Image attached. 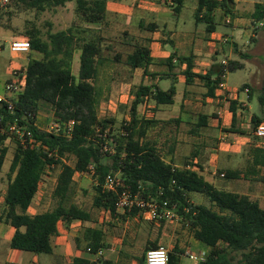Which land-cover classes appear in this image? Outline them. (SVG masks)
Segmentation results:
<instances>
[{
    "label": "trees",
    "instance_id": "trees-1",
    "mask_svg": "<svg viewBox=\"0 0 264 264\" xmlns=\"http://www.w3.org/2000/svg\"><path fill=\"white\" fill-rule=\"evenodd\" d=\"M74 1L80 24H73L66 30L50 31L45 37L39 31L31 33L27 39L30 51L26 54L32 51L42 58L30 56L22 77L11 80L18 87L12 99L0 101V174L9 153L5 143L11 136L17 140V149L9 168L10 182L0 209V220L16 230L11 247L36 254H51V239L58 234L60 221L69 225L76 220H91V214L73 202L76 193L73 178L76 173L92 175L97 183L94 207L104 208L117 217L118 193L103 187L105 178L112 174L120 175L123 183L118 192L127 190L144 199L161 203L168 201L176 208L179 223L193 232L198 241L211 248L206 259L199 264H264V208L260 202L249 195L218 189L192 168L172 165L162 156L157 144L148 139L149 132L159 123L154 119L155 109L148 108V105L150 102L156 107L173 104L177 94L176 76L167 90L157 82H143L146 78L155 81L160 76L149 71L154 59L148 44L137 43L125 60V64L133 70L144 69V78L137 89L132 90L134 100L129 121L124 123L121 133L115 137V144L109 142L106 129L112 121L98 116V108L104 97L99 82L106 62L102 54V39H95L91 35L92 29L86 28L87 25L106 21L107 0H18V3L43 14L65 8ZM162 1L175 4L176 12L181 10L183 3V0ZM232 2L199 0L196 22L207 23L208 32H212L214 10L230 9ZM251 18L255 23H264V3L256 4ZM78 51L80 67L75 74L73 66ZM235 53H238L237 47ZM238 55L243 60L251 57L243 53ZM115 58L118 60V56ZM175 60L187 65L183 73L186 85H192L199 78L208 87L206 96L215 97L216 89L224 81L223 65H213L202 75L193 72V57L181 58L173 53L165 60L171 70L176 67ZM244 68L245 64L234 60L229 61L227 71L235 73ZM159 80L164 78L160 77ZM246 87L243 85L241 89ZM248 99L252 100V93L248 94ZM260 101L264 105V100ZM141 105L146 106L143 116L139 113ZM44 106L50 107L53 118L63 125L58 134L38 128L37 120ZM237 110L238 102L234 101L231 103L234 128H237ZM261 120L260 116L254 115L253 126L256 127ZM71 122L74 125L69 131L67 125ZM207 125L208 116L201 114L193 130L197 133ZM254 152L255 165L264 167V149L257 148ZM67 160H73V163ZM55 169H59L53 193L55 206L44 213L30 215L28 209L41 184ZM222 174L230 180L240 178V173L236 171ZM192 193L204 195L211 205L192 203L189 199ZM126 213L142 220L137 210ZM84 239L87 248L93 252L104 245L102 230L88 228L84 231ZM172 262L173 257L169 253V264ZM76 264L113 263L104 259L97 262L76 259Z\"/></svg>",
    "mask_w": 264,
    "mask_h": 264
},
{
    "label": "rangeland",
    "instance_id": "rangeland-1",
    "mask_svg": "<svg viewBox=\"0 0 264 264\" xmlns=\"http://www.w3.org/2000/svg\"><path fill=\"white\" fill-rule=\"evenodd\" d=\"M120 1H124L119 2V4L123 6L131 5L129 0ZM242 1L248 2L249 4H252V2H264V0ZM137 5L141 8L147 7V10L158 9L157 5L150 6V4L144 1H137ZM194 6H196V0H188L184 8L188 10L192 9ZM76 7L77 4L74 1L69 3L65 8H57L43 14H38L35 10L29 9L23 4L18 3V0H0V95L2 97L8 100L12 99L13 94H8L5 86L18 76L22 77V73L29 62L30 56L39 59L42 58L40 54L33 53L32 51L28 55H12L9 51V43L18 39L27 41L29 35L33 32L39 31L41 36L45 37L50 31L57 32L66 30L72 27L73 24L75 26L80 24L81 21L76 15ZM134 11V9L130 11L132 14L131 16H128L129 12H127V16L111 14L108 24L101 31L103 35V41L101 42L105 45L104 48H102V54L106 62L101 72L99 82V85L104 90V97L98 108V116L100 119L112 121V123L108 124L106 133H108L109 142L113 145L115 144V137L121 133L124 123L129 121L131 117V99L129 98L128 92L132 89L136 90L144 78L142 77L141 70L135 72L125 64L127 55L134 50V46L136 45L135 38L132 37V35L144 37V32L140 29L137 19L134 17ZM224 18V23L227 26L222 25L218 27L217 40L220 42V40L228 38L231 42L234 41V43L238 45V52L240 49L241 53L251 56L250 59L243 60L246 65L244 69L235 73H228L226 80L230 91L239 90L244 84L247 86L244 91L246 92V89H249V92L252 93L251 101L248 99L247 94L243 93L241 95V98L245 100L244 103L248 104L247 107L242 105L238 106V109L242 111V116H245V118L240 117L242 119L240 124H245L244 128H242L241 125L240 128L233 129L229 127L231 119L229 113H226L227 115H225L223 119H216V113L221 109L220 107L222 105L218 106L216 103L206 102L204 99V86L199 80H197V83H193L194 86L189 87L186 85L183 78L178 86L181 93L187 90V97L183 100V106H181L182 97L179 96L175 106L163 108L164 110L161 111L162 113H158V116L161 117L164 122H162L156 130L154 129L149 132L148 139L151 141L154 140L159 146L160 153L167 156L169 154L170 143L176 141L177 146L179 138L182 141H187L188 137L194 135L191 133V130L195 132V130H193L195 124H187L184 122L176 123L171 120L180 119L181 116L186 117L188 115V117L191 119L193 118L194 121V119H198L199 115L203 113L208 115L211 120H214L212 126L207 125L201 129L202 136L208 139L207 145L213 149L221 147L223 150H220L219 153L223 152L224 155L231 152L227 161H233L234 165L245 169L246 166H248V157L250 154L252 155L254 151L247 143L248 139L253 137L254 126L251 120L252 115H259L262 118L261 122L264 121V105H262L260 101L261 99L264 100V27L260 26V23H255L253 20L247 23L241 22L240 15L235 13V11L234 15L231 16L230 14H226ZM228 20H230V23L227 22ZM86 25L87 24L83 25V27ZM86 28L88 27L86 26ZM223 36H225V38ZM88 37L92 39L90 35H88ZM223 44H226L225 47L230 48L229 42H223ZM163 52L164 49L162 45L159 44L157 46V53L163 54ZM79 55L80 52L78 51L73 66L75 74L78 73L80 67ZM117 56L118 60L115 58ZM218 58L219 60L224 58L229 61V56L227 57L225 51L224 53L221 52ZM234 58H238V53L236 55L234 53ZM207 60V62H204V59L203 61L198 60L201 63L198 64V69H205L204 67L210 63L211 58H207ZM143 82L149 84L152 80L148 78V80L144 79ZM169 85L170 84L166 82L161 83V86L165 89H167ZM184 101H186L185 104ZM153 105V103L152 105L149 104L148 108H153ZM225 105L222 107H225ZM139 113L141 116L146 113V107L144 105L139 107ZM39 116V125L42 127H47V125L51 123L50 120L54 119L52 111L48 106H44L41 109ZM167 121L170 123L167 124ZM222 125L225 126L222 127ZM232 130L238 133H234L233 136L230 133ZM242 132L247 133V135L242 134ZM5 144L9 149V153L4 165V169L6 168V170L3 179L0 181V194L8 184L7 175L17 149V140L14 136H11ZM186 147L185 144L180 145V151H187L188 149ZM225 149H229L227 150L228 152L224 151ZM68 162L73 163V160ZM58 170L59 169H55L54 172L51 173L50 179H46L42 186L44 201L49 209L55 206L53 193L56 187V181L54 178L57 176ZM262 175L261 183L250 184L248 181L250 177H247L248 174H246V177H242L240 181H237L236 189L241 192H247L250 187V191L254 196L262 195L264 197V171ZM116 176L120 178V175ZM216 177L217 179H215L217 181L215 186L227 190L225 187L231 185V180L228 179L227 176L220 177L219 172ZM74 181L76 183V193L73 197V202L82 209L90 212L92 219L99 222L100 226L103 225L107 230L112 229L110 223L103 216L104 208L98 209L93 205L96 195L95 185H97V183L94 181L92 175L86 174L77 176ZM189 199L198 204L206 206L211 205L208 199L202 194L192 193L189 195ZM262 205L264 206V199ZM171 224L179 225L176 221H171ZM144 249L143 245H140L137 254L141 256L145 252ZM186 261L189 260L186 259ZM51 262L52 264L59 263L56 257H54Z\"/></svg>",
    "mask_w": 264,
    "mask_h": 264
},
{
    "label": "crops",
    "instance_id": "crops-1",
    "mask_svg": "<svg viewBox=\"0 0 264 264\" xmlns=\"http://www.w3.org/2000/svg\"><path fill=\"white\" fill-rule=\"evenodd\" d=\"M129 1L131 2L130 6H123L119 4V2L124 1L107 0L108 16L106 21L102 24L87 25V27L92 29L91 35L95 39H102L103 35L101 34V31L108 24L109 16L111 14H116L118 16H127V12H129L128 16H131L132 14L130 11H132V9L135 10L134 17L137 19L140 29L144 32V37H136L133 35L132 37L135 38L136 44L138 43L139 45H149L151 49V56L154 59L153 64L149 67V71L151 73H158L160 75L155 81L150 78L152 80L151 83L157 82L162 89L167 90L170 87L171 82L173 78H175V76L178 80L176 84L177 94L174 98L173 104L160 105L156 107L153 102H150V105H152V103L154 104L153 108L156 111L154 119L159 121L158 125L154 128L155 130L162 122H164L162 118L158 116V113L164 110L163 108L175 106L178 102L179 96L182 97L181 106H183V100L185 97H187V90L181 93L178 87L183 78L184 80H186L183 73L186 70L187 65L185 63L180 64L177 60H175L174 64L176 67L171 70L165 63V60L168 59L173 53H176L177 57L181 58L191 56L193 57V72L202 75H205L212 68L213 65H222L223 62L229 63V61L238 60L241 63L245 64L243 62V59H241L239 55L238 58H234V48H236L238 45L235 44L234 41L231 42L228 38L222 39L219 42L217 40V30L219 26H227L224 23V17L226 16V14H230L232 16L234 15L235 11V13L240 15L241 22L247 23L248 21L253 20L251 17L255 11L256 4L264 3L252 2V4H249L248 2H243L242 0H233V2L230 4V9H215L213 13V19L211 20V25L214 27V30L212 32H208L207 23L196 22L195 13L198 7L199 0H196V6L188 10L184 8L185 3L188 0H183L182 7L179 12L175 11V4H165L162 3V0ZM137 1H144L150 4V6L157 5L158 9L147 10V7H138ZM151 25H154V27L150 28ZM223 37L225 38V36ZM223 42H229L230 48L225 47L226 44H223ZM159 44H161L164 49L163 54L157 53V46ZM104 46L105 45L103 44V42H101V47L104 48ZM224 51L226 52L227 57L229 56V61L224 58L222 60H219V54L221 52L224 53ZM238 53H241L240 49ZM236 54L237 53H235V55ZM207 58H211L210 63H208L204 67L205 69H198V64H201L198 60L203 61L204 59V62H207L209 60H207ZM137 70L142 71L143 77L144 69L137 68L134 71L136 72ZM160 77L164 78V80H159ZM146 80H148V78H146ZM197 80H199L204 86V99L207 103L213 102L214 104L216 103L218 106H223L226 104L225 107H220L221 109L217 111L215 118L223 119L224 116L227 115L226 113H229L231 115L229 127H232L234 129V126H232L233 113L231 111V103L237 101L238 106L242 105L244 107H247L248 104L244 103L245 100L241 98V95L245 93L248 96L250 92L246 93L244 91L245 89H237L235 91H230L227 86L226 76L225 86L223 88L218 87L215 91V97L213 98L206 96L208 92V87L205 85L203 80L196 78L194 84L197 83ZM162 82L169 83V87L167 89L163 88L161 86ZM188 86L190 87L194 85L192 84ZM132 90H129L128 92L129 98L131 99V105L134 100ZM185 102L186 101H184V104ZM241 112V110H237V128H240L241 126L242 128H244L245 126V124H240V121L242 120L240 117L245 118V116H242ZM254 115H252V117ZM197 120L198 119H194L193 121V118L191 119L187 115L186 117L181 116L180 119H172L171 121L176 123L184 122L187 124H196ZM213 121L214 120H211V118L208 116V126H212ZM168 123L170 122L167 121V124ZM224 126L225 125H222V127ZM191 133H193L194 135L188 137L187 141H182L179 138L177 146L176 141L170 143L168 151L169 154L167 156L162 155L166 159V161L172 163V165L179 168L186 166L188 169L192 168L198 171L205 178L206 181L212 183L214 186L217 181L216 176L218 172L220 173V175L222 173H227L228 171L239 172L240 178L232 179L230 182L231 185L225 187L227 188V190L225 191L234 192L241 195H249L251 198H254L255 200L259 201L261 207L264 208V206L262 205L264 197L262 195L254 196L250 191V187L249 191L247 192H241L236 189L237 181H240L242 177H246V174H248L247 177H250V179L248 180L250 184L261 183V177H263L262 173L264 171V167L260 165H255V152L253 151L252 155L250 154V156L248 157V166H246L245 169H242L234 165L233 161H227V158H229L228 156L231 155L230 151L229 154L224 155L223 152L219 153L220 150H223L221 147L213 149L208 146V139L202 136L201 130L197 133H194L191 130ZM230 133L234 136V133L237 134L238 132H234V130H232ZM244 135H247V133H245ZM152 142H154V140ZM247 143L254 150L260 148L254 145L252 138L248 139ZM182 144H185L187 146V151H180V145ZM158 147L159 146L157 145V148ZM227 150L229 149H225L224 151ZM5 170L6 168L4 169L3 166L2 172L0 174V181L3 179ZM58 174L59 171L57 175ZM77 176L83 175L80 173H76L73 179L75 180ZM7 177L9 184V175H7ZM50 177L48 179H50ZM54 180L56 181L57 185V176L54 178ZM8 184L0 194V209L3 207L4 204V196L6 194ZM42 186L43 183L41 184L39 191L37 192L31 206L28 209V213L30 215L41 214L51 210L47 207L44 201ZM191 202L194 204H198L194 201ZM117 213L118 216L113 217L110 211L104 209L103 216L112 227V229L109 230H107L103 225L100 226L99 222L95 221L92 218L90 221L85 222L81 220H76L70 223L69 225L64 221H60L58 223V234L52 237L51 239L53 247V252L51 254H36L33 252L13 249L11 247V242L16 230L10 224H7L0 220V264H52L51 260L54 257H56L59 261L58 264H76V259L87 260L89 262H97L98 260L96 259V257L87 252V242L84 239V231L88 228L102 230L104 243L102 248H104L105 253L101 259L110 261L113 264H146L147 251L150 249L158 248L160 246H164L168 249L169 253L173 257V264H177V262L178 264H199V262H196L190 258V254H204L206 259L207 255L210 253L211 248L206 244L198 241L195 238L193 232L184 228L180 223H178L179 225H173L171 224V222H149L140 220L137 216L134 217L128 215L126 212L123 213L122 211H117ZM140 245H143V247L145 248V252L141 256L137 254V250ZM186 259H188L189 261H186Z\"/></svg>",
    "mask_w": 264,
    "mask_h": 264
},
{
    "label": "built area",
    "instance_id": "built-area-1",
    "mask_svg": "<svg viewBox=\"0 0 264 264\" xmlns=\"http://www.w3.org/2000/svg\"><path fill=\"white\" fill-rule=\"evenodd\" d=\"M230 23V20L227 21ZM260 26H264V23H260ZM9 51L12 55H21L26 54L30 51V43L23 40H14L9 43ZM225 67V73L222 75L224 81L220 83L219 87L223 88L225 86V79L227 76V62L222 64ZM15 83H10L6 86V91L8 94L12 95L13 92L17 89ZM246 92L249 93V89H246ZM0 101H8V99L0 95ZM12 108V104H10ZM40 119L38 117L37 126L38 128L49 132L58 134L62 129L63 125L57 120H50L51 123L47 127H42L39 125ZM74 122H71L67 125L69 131L72 129ZM253 143L256 147L264 149V121L260 122L253 130ZM224 177V174L221 175ZM123 186L122 181L117 176L109 174L104 181V189L112 192L118 193L117 200V211H126L137 210L138 215L143 221L149 222H159V221H176L179 223V216L176 213V208L171 206L168 201L158 202L153 199H144L139 197V195H133L130 191L123 190L118 192V189ZM87 252L95 256L97 260H100L105 253L104 248H100L96 252H93L90 248H87ZM190 258L196 262H201L205 260L204 254L194 255L190 254ZM146 264H169V251L166 247L160 246L155 249H150L146 253Z\"/></svg>",
    "mask_w": 264,
    "mask_h": 264
}]
</instances>
